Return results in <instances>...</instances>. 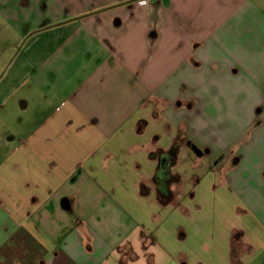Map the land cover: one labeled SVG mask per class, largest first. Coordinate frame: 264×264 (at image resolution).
Returning <instances> with one entry per match:
<instances>
[{
  "label": "crops",
  "instance_id": "crops-1",
  "mask_svg": "<svg viewBox=\"0 0 264 264\" xmlns=\"http://www.w3.org/2000/svg\"><path fill=\"white\" fill-rule=\"evenodd\" d=\"M0 19L27 26L0 107L25 84L47 106L4 143L0 264H264V0H0ZM176 143L162 205L150 154Z\"/></svg>",
  "mask_w": 264,
  "mask_h": 264
},
{
  "label": "rangeland",
  "instance_id": "rangeland-1",
  "mask_svg": "<svg viewBox=\"0 0 264 264\" xmlns=\"http://www.w3.org/2000/svg\"><path fill=\"white\" fill-rule=\"evenodd\" d=\"M26 29L25 25L21 30L24 32ZM22 31L19 35L5 19H0V79L26 39V37H22L24 34ZM13 46L15 49L12 48ZM29 87L28 84H25L16 92L14 98L10 99L9 105L3 109L0 107V159L7 154V146L10 147L14 142V140L9 141L10 138L16 140L28 135L46 115L47 106L44 108L46 105L44 99L33 96L28 90ZM27 100H29V106L23 107V103ZM4 143L7 146H4Z\"/></svg>",
  "mask_w": 264,
  "mask_h": 264
},
{
  "label": "trees",
  "instance_id": "trees-1",
  "mask_svg": "<svg viewBox=\"0 0 264 264\" xmlns=\"http://www.w3.org/2000/svg\"><path fill=\"white\" fill-rule=\"evenodd\" d=\"M143 125H139V130H142ZM179 153V145L174 144L167 151L153 152L151 158H158V168L154 176V183L157 190L158 200L162 205H168L175 199V192L172 189L173 184H180L182 177L179 174L173 173L172 168L177 163ZM149 188L146 185H141V193L148 194Z\"/></svg>",
  "mask_w": 264,
  "mask_h": 264
}]
</instances>
